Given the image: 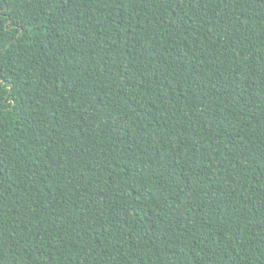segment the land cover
Masks as SVG:
<instances>
[{
  "label": "trees",
  "instance_id": "trees-1",
  "mask_svg": "<svg viewBox=\"0 0 264 264\" xmlns=\"http://www.w3.org/2000/svg\"><path fill=\"white\" fill-rule=\"evenodd\" d=\"M0 264H264V0H0Z\"/></svg>",
  "mask_w": 264,
  "mask_h": 264
}]
</instances>
